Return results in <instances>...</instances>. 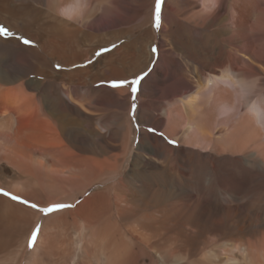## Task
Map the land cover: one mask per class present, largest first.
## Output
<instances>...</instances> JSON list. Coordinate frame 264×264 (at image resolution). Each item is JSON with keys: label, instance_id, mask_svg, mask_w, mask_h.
Masks as SVG:
<instances>
[{"label": "rangeland", "instance_id": "obj_1", "mask_svg": "<svg viewBox=\"0 0 264 264\" xmlns=\"http://www.w3.org/2000/svg\"><path fill=\"white\" fill-rule=\"evenodd\" d=\"M91 1L82 0L85 7L90 6ZM103 1L105 3L96 17L88 18V31L91 36L89 35L90 37L84 40L86 50L95 46L97 48L98 45L99 47L92 57L82 64V68L94 65L117 48L125 46L129 51L128 58L124 59L126 62L128 61L126 75L131 78L118 80L117 75L114 76L105 71V75L108 74V81L93 85L94 89L99 88L98 94L93 93L91 87L87 90L90 92L86 93V89L76 88V90L81 92L79 95L82 97V101L85 102L87 99V102H90L94 98L105 99L102 97H106V89H127L128 102L126 110L123 112L121 107L114 104L103 103L98 106H90V116L94 122L92 123L93 128L91 123L89 124L88 131L95 133L90 137L86 135L88 157L103 161L111 156H120L121 150L112 152L108 143L119 145V142H124L122 139L126 137L127 128L130 132L128 140L125 139L127 144L124 146L122 158L119 157L122 172L113 194L114 198L118 199L117 203L121 208V214L127 221L116 222L114 220L113 222L111 220L113 223H118L114 224V228L117 231L120 228L119 235H107L106 232H99L96 226L82 237L77 228L61 227L56 231L51 230L52 233H55H53L55 236V238L53 237L54 250L48 252L44 247L41 249L35 247L44 226L41 219L32 226L28 233L24 232L23 227L22 230L15 228L17 233L14 230V233L1 234L2 250L5 249L14 254L11 256L14 257V260L8 256V251H4L0 256L3 259V256H6V259L5 262L4 260L0 261V264H112V262L113 264H129L128 260H125L126 257L135 254L137 256L135 255V259H132L134 264H159L160 260L146 249L147 245L144 242H150L149 246H151L150 244L160 247L168 246V243L164 245L163 238L166 236L165 228L171 225L179 230L184 229L186 233L190 234L198 231L200 238L197 241L195 252L197 257H201L209 246L218 245V252L214 256L221 259V246H227L230 257L232 255L235 257L234 263L245 264L234 248L245 244L253 248L256 259L264 263V179L261 178L258 171L259 161L261 163L264 161V73L262 72V66L264 67V0H160L159 23H157L156 16L157 0ZM21 4L27 7L31 6L27 8V11L19 10L23 13L24 21L25 17L29 22H33L34 18H42V14L38 12L44 11L45 8L34 4L31 0H20L19 2L11 0L9 9L20 8ZM253 11H256L257 16L251 17L250 14ZM165 20L168 24L170 22L168 26L171 30L164 34L162 24ZM256 20L259 24L256 23ZM176 26L180 28L179 35H174ZM0 27H4L12 33L11 36L0 35V67H4L6 64L11 65L23 57L28 58L26 49L30 48L29 44H24L22 33L14 29L15 27L21 29L22 24H17L15 20H11L3 13L0 15ZM239 30L242 31L240 34L242 40L230 45L227 42L228 39L236 38ZM85 31L87 30L85 29ZM162 35L164 36L162 37ZM112 39L114 42L105 47L106 42ZM239 46L242 48V53L239 51L233 60V49H239ZM197 50H200L204 55L203 58H199V62L200 60L206 62L209 59L212 61L222 54L223 58L220 60L222 66L230 67L238 72L236 74L239 76L240 82L243 83V90L230 83H216L210 87L209 92H203L198 112L201 120L206 122V127L214 134V138L221 134L223 130L221 124L225 123L231 127L233 132L238 131L234 132L233 137L238 136L239 140L243 133L239 132L238 126L241 125V122L244 123V151L238 149L223 151L225 142L222 138H218L217 142H209L208 147L188 143L185 150L176 139L163 133L162 122L164 119L160 116V110L163 109L166 102L175 101L187 95L194 89V82L197 80L203 82L207 76L206 71L195 64L196 61L198 62L197 59L195 61L188 58V55ZM135 54L142 56V62L146 60L148 65L143 69L144 71L133 75L142 65L141 63L135 64ZM241 54L244 56L243 60L238 58V55L241 56ZM30 64L35 65L33 59ZM50 68L57 73L60 71L69 72L56 62L52 63ZM154 70L161 74V78L158 81H148V84L143 85V82L151 76ZM137 77H141L140 83L132 85V81ZM26 78L23 81L34 82L42 79V77L32 74H27ZM121 81L123 83H120ZM113 82H116L118 87L113 88ZM133 86L138 89L136 93L131 91ZM59 88V84L54 83L44 93L49 98L56 97ZM165 90H172V92L162 97V92ZM225 90L228 92L226 93ZM103 91L105 93H102ZM39 93L42 92L39 91ZM86 94L88 97L85 99ZM254 110L260 111L258 121L254 120ZM141 112L153 113L159 124L140 123ZM172 113L173 117L180 114L179 111ZM251 133L253 134L251 135ZM146 134L161 139L171 152L163 148L159 140L154 141L144 137ZM140 141L146 142V144L157 142L158 147L155 152L149 147H143V152L135 157L139 153L137 150ZM60 176L69 178L68 181L71 183V176L68 173ZM94 176V170H89L88 180H92ZM48 192L54 193L56 197L62 194L61 190L56 188H51L46 194ZM93 192L92 188L88 189L85 198ZM14 196L9 191L0 188V198L4 199L5 197L7 201L10 200V202L35 211L34 213H39L41 217L43 216L42 218L64 210H72L75 205L69 203L66 205L71 208L66 207L51 213H44L39 209L57 203L40 206L35 202L20 199L19 196H17L19 199H13ZM51 196L46 197V201L51 200ZM125 199H128L126 204H124ZM22 201H27V203ZM81 201L82 198H79L76 202ZM31 203L38 207L32 208ZM162 212H166L168 218L165 216L162 218ZM226 213L230 215L228 218L225 216ZM189 226L190 228H187ZM130 227L134 231L126 230ZM33 231L36 232L35 239H32ZM134 232L142 235L140 237L143 242L140 241L143 244L141 247L135 239L137 235ZM153 233L156 234L153 235ZM109 236L112 241L109 240ZM100 241L102 245L104 242L105 247L101 246ZM9 244L12 245L9 246ZM57 252L61 254L59 257ZM123 258L124 263H122ZM132 262L130 263L133 264Z\"/></svg>", "mask_w": 264, "mask_h": 264}, {"label": "bare ground", "instance_id": "obj_2", "mask_svg": "<svg viewBox=\"0 0 264 264\" xmlns=\"http://www.w3.org/2000/svg\"><path fill=\"white\" fill-rule=\"evenodd\" d=\"M16 1L19 2L20 0ZM31 1H33L34 4L45 8L44 11L38 12L42 14V18H34L35 20L33 22L27 21L26 17L24 21V16L22 15L23 13L19 11L21 9L27 11V8L31 6L27 7L26 5L21 4L22 6L20 8L16 7L11 10L9 9L11 0H0V15L5 13L11 20H15L17 24L21 23V29H18L19 27H15L14 29L22 33L21 36H23V39H28L30 41V48L26 49L28 58L23 57L11 65L6 64L4 67H0V188L7 190V192L9 191L16 197L19 196L20 199L23 198L28 201L35 202L40 206H46L50 203H71L72 205H75L72 210H64L60 213L52 214L46 218H42L43 216L41 217L39 213H34L35 211L33 212L28 208H24L15 204L14 202H10V200L7 201L5 197L4 199L0 198V236L6 232L14 233V230L17 233L16 229L21 228L22 230L23 227L25 229L24 232L28 233L32 226L42 219V224L44 226L43 228L41 227L42 230L39 234L35 247L37 249H39L38 247H40V249L41 247H44L45 250L50 252L54 250L53 237L55 238V233L53 232V234L51 230L56 231L61 227L74 229L77 228L79 230V235L82 237L85 235V233H88L87 231L94 229L96 226V228L99 229V232H106L107 235H114L118 234L120 230V228L118 231L114 228V224H116L113 223L114 220L116 222H119V220L123 222L127 221L124 219L123 214H121V208L117 203L118 199L114 198L113 194L122 172L120 164L121 161H119V157L121 156L122 158L124 146L127 144L125 139L128 140V133H130L128 128L126 137L122 139L124 142H119V145H112V143H108V146L110 147L109 149L112 152L119 151V149L121 150L120 156H111L108 159H103V161L93 157H88V142H86V135L90 137L95 133L88 131L89 124L91 123L93 128L92 123L94 122L90 116V106H98L102 105L103 103H108L109 105L114 104L121 107V111L123 112L126 110L128 102L127 89H106V97L101 96L105 99L94 98L90 102H87L86 98L88 96L86 94V97H84L86 101L84 102L82 101V97L79 95L81 92L79 93L76 88H79L80 90L81 88L86 89V93L90 92V90H87L89 87H91V91L98 94L99 88L94 89L93 85L102 81H108V74L105 75V71L114 76L117 75L118 80H127L129 77L131 78V76L128 77L126 75L128 61L126 62L124 59L128 58L127 55H129V51L125 46L117 48L112 53L104 56L94 65L88 68H82V64L92 57L94 52L97 51L96 49L99 47L98 45L97 48H95V46L94 48L86 50L84 40H87V38L91 36V33L88 31V18L93 19L96 17L97 13L101 10L105 3L103 0H92L90 2V6L88 7H85L82 0ZM256 14V11H253L250 15L251 17H254L257 16ZM5 22H7V20H5ZM256 23L259 24L257 20ZM30 24L32 25V29L30 28ZM169 24L166 20L162 24L163 31H161L164 34L171 30L168 26ZM238 24L240 25V23ZM174 26L175 25L173 24V27ZM85 29L88 32L85 31ZM179 29L180 28L178 26L175 27L174 35H179ZM240 34H242L241 30H239L237 33L238 36L236 35V38L231 37L227 42L230 45H233L235 42L239 43V40H242L240 38ZM163 36L164 35H162V37ZM113 42V39L107 41L105 47L109 46ZM239 51L242 53V48L240 46L239 49H233V60H235L234 56H237ZM203 56L204 55L200 50L194 51V53L188 55V58L190 57L195 61L196 59L198 60V62L196 61L195 64L206 71L207 76L204 78L203 82L198 80L194 82V89L187 95H184L175 101L166 102L163 109L160 110V116L164 119L162 122L163 133L168 137L176 139L177 142L182 146V149H185L186 144L188 143L200 145L202 147H208V144H210L209 142H217L219 141L218 138H222L223 142H225V149L223 151L228 149H238L244 151V123L241 122V125H239L240 127L238 126L239 132L243 133L241 134L243 136H241L238 140V136L233 137L234 132L237 130L233 129L235 130L233 132L232 129H230L231 127L225 123L221 124L223 128L221 134L214 138L212 131L206 127V122L204 123V121L201 120V116L198 112V105L200 104L199 101L201 100L203 92L208 91L212 85L223 82L228 84L230 83L235 87L239 86L242 90L244 88L243 83L240 82L239 76L236 74L238 72H235L230 67L226 68V66H222L220 61L223 58L222 54L212 61L209 59V61L206 62L201 60L199 62V58L201 59ZM135 57V64L141 63L142 65L133 75L144 71L143 69L148 65L146 60L142 62V56L135 54ZM238 58L243 60L244 56L241 54V56L238 55ZM31 59H33L35 64L34 66L30 64ZM55 62L65 70H69V72H54L50 66ZM262 72L264 73L263 66ZM27 74H32L40 78L42 77V79L40 81L36 80L34 82L31 80L23 81ZM160 78L161 74L157 70H154L151 76H149V78L143 82V85L148 84V81L151 80L158 81ZM54 83L59 84L60 88L56 94V97L49 98L44 92L49 87H52ZM171 89L173 88L171 87ZM39 91L42 93H39ZM104 91L102 93H105ZM156 91L158 90L156 89ZM171 92L172 90L163 91L162 97ZM225 92L227 93L228 91L225 90ZM173 111H179L180 114L177 117H173ZM148 112H141L139 115L140 123L147 124L148 122H152L154 124H159L153 113ZM259 116L260 111L254 110L253 117L255 121L256 119L258 121ZM252 131L254 130L252 129ZM253 133H251V135ZM144 137L153 139L154 141L159 140V143L162 145V147L168 150L161 139H158L154 136H149L147 134ZM143 147H149L153 152H155L158 144L157 142L146 144V142L140 141L137 150L139 153H137L135 157L143 152ZM168 151H170V149ZM187 161L189 165V159ZM182 165L183 164H181V166ZM89 170H94L95 173L94 178L92 180L89 179L90 181L87 178ZM258 171L259 175H261V178L264 179V161L262 163L259 161ZM66 173L71 176V183L68 181L69 178L60 176ZM51 188L61 190L62 194H59L61 196L56 197V195L52 192H48V194H46V192ZM90 188H92L94 192L85 198V195H87L86 192ZM49 195H52V199L46 201V197ZM79 198H82V201L77 203L76 201ZM126 202L128 203V199H125L124 204H126ZM161 214L162 218L164 216L168 218V214L166 212H162ZM187 216L188 215L186 214V217ZM225 216L228 218L230 215L226 213ZM111 220H113V222H111ZM123 222H121V224H123ZM187 228H190V226ZM126 230L131 232L134 231L132 230V227ZM134 233L136 234V232ZM155 234L153 233V235ZM136 235L137 236H135V239L141 247L143 245V242L140 238L142 235ZM165 235L166 236L163 238L164 245L165 243H168V246L166 245L160 247L154 244H150L151 246H149L150 242H144L145 245L149 246H146V249L150 250L151 254L160 260L159 264H235V257H233V255L230 257L227 246H221V259H217L218 257L214 256L215 253L218 252V245L209 246L208 250H206L201 257H197L195 252L197 249L196 246L198 245L197 241L200 238L198 231L190 234L186 233L184 229L179 230L173 228L171 225L168 228H165ZM129 237L130 234L128 238ZM150 237L152 238V235ZM89 238L91 239V237ZM104 238L106 240V236ZM110 239L111 237L109 236V240ZM130 240L131 239H129V242H131ZM209 242L211 241L209 240ZM100 243L101 246L105 247L104 242L103 245L101 241ZM1 244L3 243H0V245ZM10 245L12 244H9V246ZM207 245L209 244L207 243ZM234 248H236L235 250L245 264H264L256 259V255L253 253V248L250 246L244 244V246H236ZM2 249L3 245L0 246V254L4 253V251H8ZM15 252L16 250L14 253ZM8 253V256H14V254L10 253L9 251ZM111 254L114 255L113 253ZM60 255L61 254L59 253L58 257ZM121 255L123 254L121 253ZM135 255L126 257L127 259L125 260H128L129 264H131L130 262H132V259H135ZM3 257L4 259L0 256L1 262L2 260L5 262L6 256ZM11 258L14 260V257ZM125 260L123 258L122 263H124Z\"/></svg>", "mask_w": 264, "mask_h": 264}, {"label": "snow or ice", "instance_id": "obj_3", "mask_svg": "<svg viewBox=\"0 0 264 264\" xmlns=\"http://www.w3.org/2000/svg\"><path fill=\"white\" fill-rule=\"evenodd\" d=\"M156 16H157V23H159V16H160V0H157V5H156ZM0 35H7V36H11L12 33L10 31H8L6 28L4 27H0ZM23 43L24 44H29L30 41L28 39H23ZM153 51H156V49H153ZM141 81V77H137L135 78L133 81H132V85H137L139 84ZM120 83H123V81H121ZM112 87L113 88H116L118 87V84L116 82H113L112 83ZM131 91L132 93H136L138 91L137 87H132L131 88ZM135 107V105H133ZM13 199H19L18 197H12ZM23 203H27V201H22ZM32 208H37L38 206L36 204H31L30 205ZM66 207H70L69 205H66V204H56V205H52V206H49L47 208H40L39 210L41 212H44V213H51L52 211L54 210H59V209H63V208H66ZM36 237V232L33 231L32 233V239H35Z\"/></svg>", "mask_w": 264, "mask_h": 264}]
</instances>
